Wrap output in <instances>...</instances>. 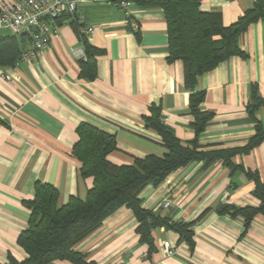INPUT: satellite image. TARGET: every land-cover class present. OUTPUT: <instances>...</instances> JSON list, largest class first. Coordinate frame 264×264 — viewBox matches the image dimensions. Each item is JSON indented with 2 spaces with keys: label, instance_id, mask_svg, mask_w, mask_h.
<instances>
[{
  "label": "crops",
  "instance_id": "obj_1",
  "mask_svg": "<svg viewBox=\"0 0 264 264\" xmlns=\"http://www.w3.org/2000/svg\"><path fill=\"white\" fill-rule=\"evenodd\" d=\"M254 2L201 0L200 8L219 12L223 23L231 25ZM77 17L78 22L60 18L57 34L33 60L0 65V262H8L10 254L18 260L26 257L18 237L30 219L25 202L34 198L38 182L58 189L59 205L71 196H87L93 178L81 175L73 151L81 123L116 136L118 148L108 158L119 165L133 163L134 157L167 153L160 135L146 125L151 106L161 107L162 121L183 142L196 137L189 107L193 90L185 84L184 63L168 60L164 9L142 0H130L128 10L81 3ZM89 26L94 29L85 38L95 48L94 79L81 76L80 30ZM31 43L20 40L24 50ZM240 44L243 55L228 58L197 79L194 91L205 92L201 108L213 114L198 137L201 146H244L258 125L264 129V103L254 115L248 107L254 93L264 101V20L252 23ZM231 160L246 171L234 172L220 160L207 167L194 161L140 194L143 207L192 222L193 246L180 241L176 231L160 227L152 232L155 248L149 251L136 215L122 206L76 250L96 264H264V213L246 226L245 216L234 211L261 205L246 172H258L264 182V141ZM167 199L172 206L164 209ZM164 240L178 249L177 255L163 253Z\"/></svg>",
  "mask_w": 264,
  "mask_h": 264
},
{
  "label": "trees",
  "instance_id": "obj_2",
  "mask_svg": "<svg viewBox=\"0 0 264 264\" xmlns=\"http://www.w3.org/2000/svg\"><path fill=\"white\" fill-rule=\"evenodd\" d=\"M142 2L158 5L165 11L170 48L168 60H181L184 63L185 84L193 90L189 107L193 116L191 125L196 131L195 139L183 142L174 130L162 121L161 107L151 106L150 115L145 118L146 125L160 135L167 153L163 156L149 154L134 157L133 163L119 165L108 158L118 148L116 136L90 123H81L77 129L79 140L73 151L81 163V175L93 178V185L87 196H71L66 204L59 205L58 189L52 184L38 182L34 198L25 202L31 214L27 227L18 237V244L26 252V257L18 260L10 254L8 262L0 264H49L56 260H68L73 264H96L88 261L85 254L76 250V246L100 229L104 221L122 206L129 207L136 215L139 221L138 232L141 240L148 245L149 251L155 248L152 232L160 227L176 231L180 241L193 246V223L176 221L170 216L143 207L141 192L148 185H159L172 172L194 161H203L207 167L220 160L234 172L246 171L234 164L232 157L249 153L264 141V129L258 125L256 134L244 146H201L198 137L213 114L201 108L205 92L194 91L199 76L213 70L232 56L243 55L240 39L252 23L264 20V0H255L254 5L231 25L223 23L219 12L201 10V0ZM80 33L86 52V58L81 59V76L94 79L95 48L87 44L82 29ZM25 38L32 40L28 34L1 36V66H13L17 62L25 51L20 45V40ZM251 103L248 107L254 115L255 110L264 101L254 93ZM246 173L254 180V193L261 200L258 207L234 209L236 213L245 216L247 226L256 214L264 213V182L258 172ZM230 208L226 206L227 210Z\"/></svg>",
  "mask_w": 264,
  "mask_h": 264
},
{
  "label": "built area",
  "instance_id": "obj_3",
  "mask_svg": "<svg viewBox=\"0 0 264 264\" xmlns=\"http://www.w3.org/2000/svg\"><path fill=\"white\" fill-rule=\"evenodd\" d=\"M81 3L102 4L108 3L128 10L130 0H17L14 2H0V31L7 30L12 35L31 36V46L26 49L15 63L16 66L22 62H28L37 57L38 52L49 44L52 37L57 34V21L64 17L65 21L79 20L77 8ZM93 27L82 29V33H90ZM82 56L86 58L85 49L82 48ZM164 209L172 206L171 200H165L162 204ZM163 253L168 256H175L178 249L171 245L170 241L162 243Z\"/></svg>",
  "mask_w": 264,
  "mask_h": 264
},
{
  "label": "water",
  "instance_id": "obj_4",
  "mask_svg": "<svg viewBox=\"0 0 264 264\" xmlns=\"http://www.w3.org/2000/svg\"><path fill=\"white\" fill-rule=\"evenodd\" d=\"M0 36H1V33H0Z\"/></svg>",
  "mask_w": 264,
  "mask_h": 264
}]
</instances>
